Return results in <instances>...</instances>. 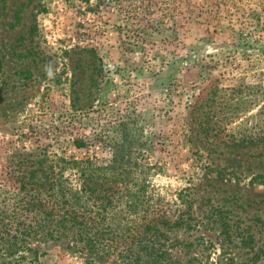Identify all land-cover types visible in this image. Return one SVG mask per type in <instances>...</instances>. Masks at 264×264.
Segmentation results:
<instances>
[{
	"label": "rangeland",
	"instance_id": "1",
	"mask_svg": "<svg viewBox=\"0 0 264 264\" xmlns=\"http://www.w3.org/2000/svg\"><path fill=\"white\" fill-rule=\"evenodd\" d=\"M41 161L187 212L172 243L264 264V0H0V229L29 223ZM29 242L22 264H119Z\"/></svg>",
	"mask_w": 264,
	"mask_h": 264
},
{
	"label": "trees",
	"instance_id": "2",
	"mask_svg": "<svg viewBox=\"0 0 264 264\" xmlns=\"http://www.w3.org/2000/svg\"><path fill=\"white\" fill-rule=\"evenodd\" d=\"M38 163L19 187L20 192H31L26 209L31 219L29 223L17 219L15 227L2 224L0 264H22L25 260L22 253L33 252L29 241L40 237L65 242L78 254L113 257L119 264H254L259 260L256 253L239 263L234 258H212L215 250L211 243L201 250L194 248L196 252L190 249L191 244L172 243L167 232L194 226L191 222L194 218L185 217L187 212L175 217L165 215L144 201L139 191L127 187L122 190L125 185L122 179L89 174L83 175L74 187L55 173L53 165ZM222 227L233 241L230 227ZM239 237L241 248L247 249L249 255L255 244L250 229L240 230L236 235ZM182 248L189 250L182 257L177 256L175 249ZM86 263L94 261L87 259Z\"/></svg>",
	"mask_w": 264,
	"mask_h": 264
}]
</instances>
